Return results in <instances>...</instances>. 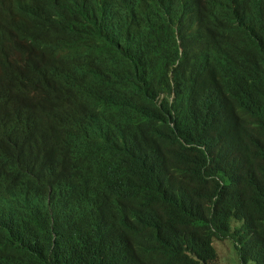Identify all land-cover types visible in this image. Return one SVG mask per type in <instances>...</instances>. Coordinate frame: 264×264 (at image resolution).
<instances>
[{"label": "trees", "instance_id": "16d2710c", "mask_svg": "<svg viewBox=\"0 0 264 264\" xmlns=\"http://www.w3.org/2000/svg\"><path fill=\"white\" fill-rule=\"evenodd\" d=\"M4 118L0 264H264V0H0Z\"/></svg>", "mask_w": 264, "mask_h": 264}, {"label": "clouds", "instance_id": "9594fccd", "mask_svg": "<svg viewBox=\"0 0 264 264\" xmlns=\"http://www.w3.org/2000/svg\"><path fill=\"white\" fill-rule=\"evenodd\" d=\"M0 143L17 152L18 160L27 168L32 187L41 194H49L51 175L40 172L35 161L36 151L46 147L38 142L36 133H27L16 121L4 118L0 120Z\"/></svg>", "mask_w": 264, "mask_h": 264}, {"label": "rangeland", "instance_id": "374dc122", "mask_svg": "<svg viewBox=\"0 0 264 264\" xmlns=\"http://www.w3.org/2000/svg\"><path fill=\"white\" fill-rule=\"evenodd\" d=\"M214 246L217 253V264H241L232 239H215Z\"/></svg>", "mask_w": 264, "mask_h": 264}]
</instances>
